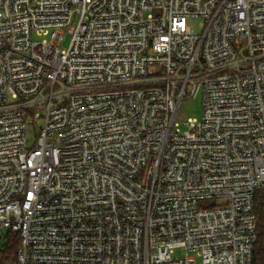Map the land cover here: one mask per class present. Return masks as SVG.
I'll use <instances>...</instances> for the list:
<instances>
[{
  "label": "built area",
  "instance_id": "obj_1",
  "mask_svg": "<svg viewBox=\"0 0 264 264\" xmlns=\"http://www.w3.org/2000/svg\"><path fill=\"white\" fill-rule=\"evenodd\" d=\"M257 204L264 0H0V264H253Z\"/></svg>",
  "mask_w": 264,
  "mask_h": 264
},
{
  "label": "rangeland",
  "instance_id": "obj_2",
  "mask_svg": "<svg viewBox=\"0 0 264 264\" xmlns=\"http://www.w3.org/2000/svg\"><path fill=\"white\" fill-rule=\"evenodd\" d=\"M189 26L193 29L195 32H201L204 28V19L201 17H193L188 20ZM71 42V36H66L65 42H63L61 49H67ZM44 116V113H42ZM203 117V108H202V94H198L196 98L193 100L187 102L183 108L181 109L177 121L179 122L181 129H185V123L189 119L197 118L201 119ZM38 127L36 128V133L42 129L44 126V121L40 120L37 122ZM8 234V230H3V237L0 236V252L2 249V246L5 243V237ZM174 257L178 258H184L185 253L182 249H176ZM192 258L196 260V264H202L201 259L197 257L196 255H191Z\"/></svg>",
  "mask_w": 264,
  "mask_h": 264
},
{
  "label": "trees",
  "instance_id": "obj_3",
  "mask_svg": "<svg viewBox=\"0 0 264 264\" xmlns=\"http://www.w3.org/2000/svg\"><path fill=\"white\" fill-rule=\"evenodd\" d=\"M258 240L256 243L253 264H264V210L262 204H257ZM20 245V234L8 231L5 243L0 252V262L12 261L16 258Z\"/></svg>",
  "mask_w": 264,
  "mask_h": 264
}]
</instances>
